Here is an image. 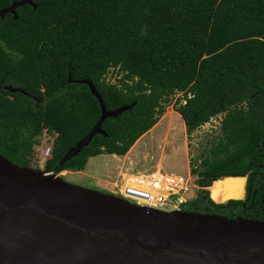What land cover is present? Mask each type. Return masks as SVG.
<instances>
[{
  "label": "trees",
  "instance_id": "16d2710c",
  "mask_svg": "<svg viewBox=\"0 0 264 264\" xmlns=\"http://www.w3.org/2000/svg\"><path fill=\"white\" fill-rule=\"evenodd\" d=\"M20 1L0 0V10ZM33 3L16 20L0 18V87L35 98L0 90V156L40 171L32 160L45 130L57 136L42 170L83 171L89 158L126 155L182 93L173 110L187 135L221 116L222 137L191 168L198 191L181 211L264 222V0ZM99 100L126 110L57 168L99 120ZM237 177L246 178L245 198L214 200L212 182Z\"/></svg>",
  "mask_w": 264,
  "mask_h": 264
},
{
  "label": "water",
  "instance_id": "95a60500",
  "mask_svg": "<svg viewBox=\"0 0 264 264\" xmlns=\"http://www.w3.org/2000/svg\"><path fill=\"white\" fill-rule=\"evenodd\" d=\"M25 5L36 8L33 0L14 2L0 18L16 20V9ZM3 90L35 99L10 84ZM99 102V120L57 168L95 135H105L106 118L126 110L106 111ZM60 173L0 156V264H264V222L147 209L72 186Z\"/></svg>",
  "mask_w": 264,
  "mask_h": 264
},
{
  "label": "rangeland",
  "instance_id": "374dc122",
  "mask_svg": "<svg viewBox=\"0 0 264 264\" xmlns=\"http://www.w3.org/2000/svg\"><path fill=\"white\" fill-rule=\"evenodd\" d=\"M115 76V73H109L107 76L109 82L116 83ZM181 97L182 93H177L169 99L167 104H164L167 113L160 117L159 124L157 123L149 132L144 134L126 156L116 159L100 155V157L89 160L80 174H65L66 172H64L59 174L60 178L72 186L120 197L119 187L122 184L123 175L151 172L155 168H160L167 176L181 177L182 183L185 185L181 184L175 188L176 192H179L176 193L178 196L174 198L179 197L185 202H190L195 198L198 191L195 183L196 176L191 175L190 170L200 163L199 155L202 152L205 153L208 143L217 141L222 137L221 116L212 118L208 123L187 135L180 120L172 115L173 105L176 99ZM168 124L171 125V128H167ZM49 138L48 134H41L37 138L38 144L34 147L36 157L32 160V164L38 165L40 171H43L40 156L41 148L50 143ZM170 179L168 180L173 182V185L180 183L177 178ZM243 182V178L231 182L224 179L220 180L213 190L214 200L219 203H224L227 200H241ZM125 201L135 206L141 205L132 200Z\"/></svg>",
  "mask_w": 264,
  "mask_h": 264
},
{
  "label": "built area",
  "instance_id": "2783aa9c",
  "mask_svg": "<svg viewBox=\"0 0 264 264\" xmlns=\"http://www.w3.org/2000/svg\"><path fill=\"white\" fill-rule=\"evenodd\" d=\"M42 134L45 135L47 133L44 131ZM56 136V134L49 136L50 143L41 148L42 163L51 157L52 142ZM168 179L171 180L158 168L151 172L123 175L122 184L119 187L120 198L138 202L141 207L147 209L165 212L181 211V205L185 203V200L179 197L174 198L178 196L176 193L179 192H176L175 188L185 184L182 183V180L177 179L180 180V183L173 185V182ZM114 186H117V184H114Z\"/></svg>",
  "mask_w": 264,
  "mask_h": 264
},
{
  "label": "crops",
  "instance_id": "0c3cea01",
  "mask_svg": "<svg viewBox=\"0 0 264 264\" xmlns=\"http://www.w3.org/2000/svg\"><path fill=\"white\" fill-rule=\"evenodd\" d=\"M165 113H167V112H165ZM165 113H164V114H165ZM172 113H173L172 115L175 116L176 119L180 120V122H181V124H182V128L185 129V126H184L183 120L181 119L180 115H179L177 112H175V111H172ZM164 114H163V115H164ZM163 115H162V116H163ZM162 116H161V117H162ZM167 116H168V115H167ZM157 123L159 124V122H157ZM157 123H156V124H157ZM156 124H155V125H156ZM170 124L172 125V123H170ZM171 125L168 124V127H167V128H169V127L171 128ZM152 128H153V127H152ZM152 128H151V129H152ZM172 128H173V127H172ZM151 129H150V130H151ZM150 130H149V131H150ZM149 131H148V132H149ZM185 132H186V131H185ZM146 133H147V132H146ZM141 137H142V136H141ZM141 137H140V138H141ZM130 149H131V148H130ZM128 152H129V151H128ZM128 152H127V153H128ZM103 155H106L107 157H111V158H116V159L119 158V157H124V156H126V155H124V156H116V155H107V154H103ZM97 157H100V156H97ZM95 158H96V157H94V158H89L88 161H89V160H92V159H95ZM158 169H160V168H158ZM64 172H66L65 174H69V173H70V174H80L82 171H80V172H74V173H73L72 171H62V173H64ZM165 176H166V177H169V178H177V179L182 180L181 177H177V176H174V175H168V176H167V175L165 174ZM228 178H230V177H228ZM237 178H243V180H244V182H243V195H242V197L240 198V199H243V197H244V189H245L246 178H245V177H237ZM223 179H226V178H220V179H218V180H215V181L212 182V184L215 183L216 181H220V180H223ZM212 184H211V185H212ZM209 187H211V186H209ZM209 187H207L206 190H208ZM208 192H209V191H208ZM209 196H210V193H209ZM211 200H212V199H211ZM212 201H213V200H212ZM213 202H214V201H213ZM225 202H226V201H225ZM215 203H216V202H215ZM221 203H223V202H221Z\"/></svg>",
  "mask_w": 264,
  "mask_h": 264
},
{
  "label": "flooded vegetation",
  "instance_id": "af4514ba",
  "mask_svg": "<svg viewBox=\"0 0 264 264\" xmlns=\"http://www.w3.org/2000/svg\"><path fill=\"white\" fill-rule=\"evenodd\" d=\"M5 86H7V85L1 86V87H0V90H1V89L3 90V88H4ZM3 91H4V90H3ZM5 92H6V91H5ZM8 94H11V93H8ZM38 101L40 102L39 99H38ZM245 185H246V182H245ZM245 193H246V189H244V197H243V199L245 198ZM243 199H241V200H243Z\"/></svg>",
  "mask_w": 264,
  "mask_h": 264
},
{
  "label": "clouds",
  "instance_id": "9594fccd",
  "mask_svg": "<svg viewBox=\"0 0 264 264\" xmlns=\"http://www.w3.org/2000/svg\"><path fill=\"white\" fill-rule=\"evenodd\" d=\"M183 102V101H182ZM43 131H45V130H43Z\"/></svg>",
  "mask_w": 264,
  "mask_h": 264
}]
</instances>
